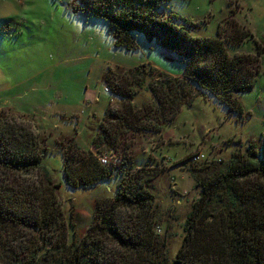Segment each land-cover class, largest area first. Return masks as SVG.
I'll list each match as a JSON object with an SVG mask.
<instances>
[{
    "label": "trees",
    "instance_id": "16d2710c",
    "mask_svg": "<svg viewBox=\"0 0 264 264\" xmlns=\"http://www.w3.org/2000/svg\"><path fill=\"white\" fill-rule=\"evenodd\" d=\"M170 1L71 3L87 18L103 21L115 47L133 50L144 42L150 51L156 46L173 54L184 70L179 76L159 71L153 77L154 67L140 65L119 75L112 71L104 75L106 92L119 102H109L96 122L92 150L73 137L67 151L61 152L65 182L73 189L96 187L113 174L120 175L112 197L96 199L92 221L81 238L70 239L74 225L58 198L60 184L43 163L49 150L47 138L28 131L30 126L22 124L26 120L0 125V264H159L166 260L162 251L166 236L156 232L159 217L150 191L158 173L146 164L128 163L132 138L161 134L182 105L206 93L242 116L235 95L251 88L262 67L263 50L255 41L254 53L230 55L226 46L253 36L246 24L227 22L228 18L218 25L216 37L191 36L176 22L194 23L167 12ZM223 25L230 26L228 35L221 30ZM139 90L149 92L152 100L135 105ZM235 143L238 146L227 160L187 166L200 194L185 217L175 256L181 264H264V139H248L245 148L239 139ZM104 150L122 151L123 173L114 171L118 166L99 163L96 153Z\"/></svg>",
    "mask_w": 264,
    "mask_h": 264
},
{
    "label": "rangeland",
    "instance_id": "374dc122",
    "mask_svg": "<svg viewBox=\"0 0 264 264\" xmlns=\"http://www.w3.org/2000/svg\"><path fill=\"white\" fill-rule=\"evenodd\" d=\"M72 2L0 0V125L26 120L22 124L30 126L28 131L47 138L49 150L43 163L60 184L58 198L74 225L69 229L70 239L85 234L96 199L112 197L120 180V175L113 174L96 187L73 189L62 171L61 152L67 151L68 140L74 137L78 145L92 150L96 122L109 102H119L104 90V75H119L123 69L140 65L154 67L153 77L159 71L179 76L184 70L173 54L156 46L151 51L140 45L133 50L115 47L107 25L75 11ZM167 12L193 22V26L176 22L193 37H216L218 25L226 18L246 24L253 37L226 46L228 53H254L255 41L263 50L262 67L251 88L235 95L243 107L242 116L206 93L182 105L161 134L132 138L133 152H126L128 163L146 164L158 173L150 191L159 217L160 231L156 227V232L166 236L162 249L166 260L159 264L177 261L185 217L200 194L187 166L227 160L238 139L243 148L248 139H264V0H171ZM223 26L221 30L228 35L230 26ZM149 100L150 93L139 90L133 102L140 106ZM191 155L203 157L188 159ZM118 167L114 171L123 173L125 167Z\"/></svg>",
    "mask_w": 264,
    "mask_h": 264
},
{
    "label": "built area",
    "instance_id": "2783aa9c",
    "mask_svg": "<svg viewBox=\"0 0 264 264\" xmlns=\"http://www.w3.org/2000/svg\"><path fill=\"white\" fill-rule=\"evenodd\" d=\"M104 90L107 91V88L104 87ZM99 163L104 167H116L121 165L123 159L120 154L113 150H104L101 152L96 153ZM203 157V155H196L192 157L193 160H197ZM157 231L159 232L160 229L157 227Z\"/></svg>",
    "mask_w": 264,
    "mask_h": 264
},
{
    "label": "water",
    "instance_id": "95a60500",
    "mask_svg": "<svg viewBox=\"0 0 264 264\" xmlns=\"http://www.w3.org/2000/svg\"><path fill=\"white\" fill-rule=\"evenodd\" d=\"M172 264H181L179 261H174Z\"/></svg>",
    "mask_w": 264,
    "mask_h": 264
},
{
    "label": "crops",
    "instance_id": "0c3cea01",
    "mask_svg": "<svg viewBox=\"0 0 264 264\" xmlns=\"http://www.w3.org/2000/svg\"><path fill=\"white\" fill-rule=\"evenodd\" d=\"M140 44H142V46L145 44L144 42H142V43H140Z\"/></svg>",
    "mask_w": 264,
    "mask_h": 264
}]
</instances>
